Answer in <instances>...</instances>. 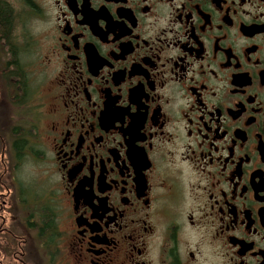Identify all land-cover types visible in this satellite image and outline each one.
<instances>
[{
	"label": "flooded vegetation",
	"instance_id": "flooded-vegetation-1",
	"mask_svg": "<svg viewBox=\"0 0 264 264\" xmlns=\"http://www.w3.org/2000/svg\"><path fill=\"white\" fill-rule=\"evenodd\" d=\"M18 7L0 11L14 110L31 89L14 25L41 29L0 172V264H264V0Z\"/></svg>",
	"mask_w": 264,
	"mask_h": 264
},
{
	"label": "rangeland",
	"instance_id": "rangeland-1",
	"mask_svg": "<svg viewBox=\"0 0 264 264\" xmlns=\"http://www.w3.org/2000/svg\"><path fill=\"white\" fill-rule=\"evenodd\" d=\"M10 6L13 12L19 14L18 0H1ZM19 11V12H18ZM19 25V28H18ZM41 26L36 21H30L27 16L25 19L17 20L14 25L13 37L16 47L19 49V54L17 58L21 63V67L24 71V77L26 76V80L24 84L26 85L29 82V86L31 87L29 94L24 99V109H13L15 104H11L8 98H4L5 100L0 102V172L2 169V163H6L8 165L10 163V151L8 149L7 142H11L9 127L12 124L13 127H17L15 130V134H19V132H24L23 127H27L30 124V116L31 111L29 110L28 103L32 100V94H34L35 83L33 82V63L31 61L34 51L36 50L35 44V36L40 31ZM35 76V74H34ZM35 78V77H34ZM36 79V78H35ZM34 90V91H33ZM30 95V96H29ZM30 97V98H29ZM31 99V100H30ZM26 129V128H25ZM22 130V131H21ZM14 134V133H12ZM20 135V134H19ZM7 145V146H6ZM12 154V152H11ZM4 158V162L1 159ZM15 163L16 169L13 171L17 173H32L34 172L35 162L32 161L29 157L25 159L21 156L18 158V161ZM29 174V175H30Z\"/></svg>",
	"mask_w": 264,
	"mask_h": 264
},
{
	"label": "trees",
	"instance_id": "trees-1",
	"mask_svg": "<svg viewBox=\"0 0 264 264\" xmlns=\"http://www.w3.org/2000/svg\"><path fill=\"white\" fill-rule=\"evenodd\" d=\"M11 10L12 9L10 8V6L8 4H6L5 2H2L0 0V11L3 13L2 16H1L2 23L4 22V24H5L7 22V18H8V15L11 13ZM18 71L21 72L20 68H18ZM21 79H23V78L21 77ZM20 82H22V80H20ZM24 97H25V95L22 96V98H24ZM18 106H20V103H19ZM18 139H19V141H21L20 138H18ZM20 146H21V144L18 146V149H20Z\"/></svg>",
	"mask_w": 264,
	"mask_h": 264
}]
</instances>
